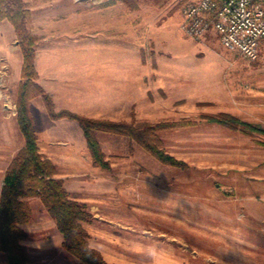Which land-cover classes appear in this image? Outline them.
<instances>
[{
  "label": "rangeland",
  "instance_id": "1",
  "mask_svg": "<svg viewBox=\"0 0 264 264\" xmlns=\"http://www.w3.org/2000/svg\"><path fill=\"white\" fill-rule=\"evenodd\" d=\"M23 1L31 2L25 3L29 10L35 8L34 18L64 21L62 30L42 36L47 44L41 45L31 13L37 50L61 48L54 55L60 64L119 57L120 44L127 42L128 62L137 64L129 71L134 77L133 82L129 77L128 99L133 102L126 112L111 113L118 117L88 118L197 123L158 134L161 149L186 168L164 165L129 138L105 132L95 137L108 168L93 164L82 130L73 167L59 164L58 158L75 151L65 146L51 153L54 178L94 217L84 224L90 246L101 249L107 264H264V133L244 134L204 119L228 114L264 130V40L258 59L249 61L225 49L212 31L193 39L182 29V8L196 0H139L134 9L122 2L107 5L112 0ZM119 3L126 9L118 7L112 15L123 16L125 9L129 32L106 51L105 9ZM42 5L46 12L38 10ZM3 21L0 98L13 115L17 84L8 78L20 79L22 55L12 24ZM25 201L32 213L21 226L27 235L21 242L29 254L27 264H83L63 248V237L40 199ZM46 250L51 253L45 255ZM0 264H7L1 251Z\"/></svg>",
  "mask_w": 264,
  "mask_h": 264
},
{
  "label": "trees",
  "instance_id": "2",
  "mask_svg": "<svg viewBox=\"0 0 264 264\" xmlns=\"http://www.w3.org/2000/svg\"><path fill=\"white\" fill-rule=\"evenodd\" d=\"M138 1L112 0L107 5L122 2L134 9ZM3 20H8L12 24L22 55L21 79L17 87L15 106L18 127L25 145L12 159L4 174L0 194V251L6 255L7 264L29 262L28 251L21 244L27 237L21 226L32 219L31 209L25 200L37 197L62 235V246L69 254L83 264H107L101 252L91 247L88 242L84 224L91 223L93 215L85 204L70 198L63 182L54 178V165L39 151L30 102L40 97L51 120L68 119L77 122L83 132L93 164L101 168H108V163L104 160L95 137L97 132L127 137L162 164L186 168V163L176 160L161 149L158 134L172 129L196 126L197 123L189 120L156 124L138 121L112 122L91 119L68 110L56 111L53 100L38 83L39 76L35 67L38 39L33 34L30 10L23 0H0V22ZM204 119L207 123L238 130L244 134L264 133V130L228 114L209 115Z\"/></svg>",
  "mask_w": 264,
  "mask_h": 264
},
{
  "label": "crops",
  "instance_id": "3",
  "mask_svg": "<svg viewBox=\"0 0 264 264\" xmlns=\"http://www.w3.org/2000/svg\"><path fill=\"white\" fill-rule=\"evenodd\" d=\"M25 3L29 6L31 2ZM41 7L38 10L46 12V6L42 5ZM118 7L120 10L121 7L125 6L119 3L105 9L109 11V15L104 16V45L107 47L105 48L106 51H112L113 48H116L114 47L116 45L114 43L118 39L121 40L123 38L126 40L129 32L126 7L125 9L123 8V12L125 11L123 16L119 15V17H116L112 15V10ZM29 8L33 16V10L35 8ZM4 22L6 21L0 23V29L1 24ZM63 23L64 21L60 19L59 21H55V18L52 19L48 15H42L36 18L33 16L34 33L38 34L37 32L40 31L39 37L41 38V45L43 43L42 38L45 36L49 38L53 32L62 30ZM44 43L47 44V42ZM126 43L125 45L120 44L119 57L113 54L107 59H96L93 63L81 65L75 62L60 64L54 55L61 51V48L42 46V49L37 50L35 67L39 76L38 83L52 98L55 110H68L82 115H87L88 113L87 117H101L104 115L109 118L117 116L111 114L112 112H126L129 103L131 104L133 102L128 99V89L130 87L129 77H131L129 76V71L137 69V64L133 67L128 62ZM122 51L124 52V56H122ZM133 77H131V82H133ZM20 79L17 82H13L8 78V83L17 84L15 85V92L12 90L15 98ZM134 80L137 81L136 76ZM30 109L34 119L39 151L42 149V143L45 144L43 149L46 150L40 153L45 155L50 161H54L55 159L51 157V153L53 155L57 154L56 149L59 150L67 146L69 151L75 152L66 158L63 155L59 156L58 161L63 166L70 164L73 167L74 159L78 161L77 159L79 157L77 150H79L80 145L81 129L78 123L68 119L51 120L40 98L30 102ZM8 110L10 111V108L0 98V136L4 135V141L0 142V175L2 174L0 192L3 186L4 174L11 159L25 145L24 138L17 123L15 104L13 107V115H10ZM96 113L102 114L95 115ZM56 164L58 163L56 162ZM60 179H63V177ZM62 241L63 239L61 238L60 243ZM95 248L102 253L100 248ZM50 253L51 250H46L45 255H49Z\"/></svg>",
  "mask_w": 264,
  "mask_h": 264
},
{
  "label": "built area",
  "instance_id": "4",
  "mask_svg": "<svg viewBox=\"0 0 264 264\" xmlns=\"http://www.w3.org/2000/svg\"><path fill=\"white\" fill-rule=\"evenodd\" d=\"M182 29L195 40L211 31L222 46L256 61L264 40V0H196L182 8Z\"/></svg>",
  "mask_w": 264,
  "mask_h": 264
}]
</instances>
